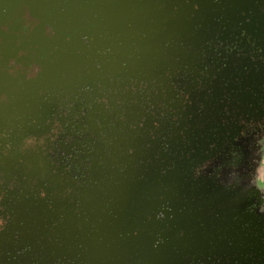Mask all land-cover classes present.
<instances>
[{"label": "water", "instance_id": "95a60500", "mask_svg": "<svg viewBox=\"0 0 264 264\" xmlns=\"http://www.w3.org/2000/svg\"><path fill=\"white\" fill-rule=\"evenodd\" d=\"M262 8L252 0H0V174L33 177L27 144L54 134L47 121L69 94L164 70L167 43L179 35L190 44L193 27L209 29L212 18L242 22L244 34L262 41ZM176 170L139 184L144 194L129 210L120 196L100 223L117 250L143 248L141 264H173L192 242L215 239L208 224L178 218L188 196H172L184 180Z\"/></svg>", "mask_w": 264, "mask_h": 264}, {"label": "rangeland", "instance_id": "374dc122", "mask_svg": "<svg viewBox=\"0 0 264 264\" xmlns=\"http://www.w3.org/2000/svg\"><path fill=\"white\" fill-rule=\"evenodd\" d=\"M88 88L81 87L64 98L61 108L67 112L58 119L60 131L55 140L33 139L27 144L26 152L35 160L32 178L0 174V248L4 247L0 264H141L143 248L117 250L111 235L106 238L100 230V223L120 196L130 193L128 197L134 198L132 188L157 166L154 158L161 164L168 161L159 149H175L171 141L176 129L168 119L150 115L135 80L111 79L108 86L94 82ZM218 95L206 103L216 105ZM218 118L214 116L211 123ZM47 125L52 131L50 120ZM176 144L179 162L181 145ZM188 148L195 151L191 143ZM208 160L201 174L213 168L208 179L198 175L191 179L194 187L200 186L190 195L195 199L189 202L192 207L205 208L200 202L214 189L222 197L218 211L226 214V222H231L233 210L249 207L260 219L258 223L264 222V124L229 144L216 145ZM182 182L174 189L178 193L187 189ZM215 205L212 209L217 210ZM178 218L207 222L201 212L187 218L183 210ZM211 231L214 241L193 242L191 252L174 256L173 264H188L190 256L197 254L195 264H236L245 258L241 255L244 249H229L226 240ZM183 255L188 257L183 259Z\"/></svg>", "mask_w": 264, "mask_h": 264}, {"label": "flooded vegetation", "instance_id": "af4514ba", "mask_svg": "<svg viewBox=\"0 0 264 264\" xmlns=\"http://www.w3.org/2000/svg\"><path fill=\"white\" fill-rule=\"evenodd\" d=\"M252 2L260 12L263 11L264 0H252ZM241 24L242 22L228 23V21L221 22L220 18H212L209 29H200V25L193 27L192 42L188 45L177 41L179 35L174 36L161 52L164 64L161 68L165 67V69L148 70V75L136 81L138 93L144 97L150 115L159 120L168 119L176 129V132L173 130L175 135L171 141L175 149L162 146L159 151L165 158L173 157L177 150L176 142H179L180 155L185 161L162 160L161 164L159 158H154L156 161L153 164L157 166L145 177L136 180L132 188L134 198L131 200L128 197L131 196L130 193L125 196L129 210L134 200H139L144 194L145 187L142 185L140 187L139 184H143L149 176L159 178L170 172L172 168H180L179 174L183 176L184 184H187L185 190L189 189V191L185 194H183L185 190L182 193L174 191L172 196H188L185 198L183 209L187 213V218L193 217V213L201 212L207 222H204L205 219L203 222L202 219L197 221L202 225L208 223L217 232L220 240H226L229 249H244L241 255H245V258L240 257L239 264L243 260H246V264H264V222L258 223L260 219L253 214L252 207L233 210L231 222H226V214L224 212L220 214L218 211L223 205L217 204L222 197L214 189L209 193L206 192L200 202L205 204V208L200 207L199 204L195 209L189 203L195 201L194 198L191 200L190 195L193 191L197 192V188L200 187L193 186L195 182L191 180L192 177L198 175L207 178L209 172L213 170L212 168L201 175L204 167L211 162L208 158L214 147L220 143L229 144L243 133L245 135L259 124H264V40L260 41L249 34H244L240 29ZM22 29L24 30L25 27L23 26ZM50 30L51 28L47 27V31ZM199 30L204 32L198 33ZM168 71L172 73L171 76L168 75ZM88 89L90 88L83 87L81 90ZM218 92L220 96L216 97V105L207 104L206 102L212 101V97ZM65 99L59 101L57 115H54L52 128L57 124L58 129L55 127L51 131L54 133L49 138L51 141L55 140V135L60 131L58 119L67 112L61 108L63 106L61 103ZM214 116L219 117L217 123H211ZM42 140L45 142L46 139ZM190 143L192 148L197 150L195 153L192 149L186 152ZM182 187L184 186L179 188ZM213 203H216L217 210L212 209ZM228 225L230 228L226 231ZM244 243L248 244L245 246ZM3 248L2 246L0 251ZM195 256H190L188 264H195L198 254ZM183 257L186 259L188 256L183 255Z\"/></svg>", "mask_w": 264, "mask_h": 264}]
</instances>
